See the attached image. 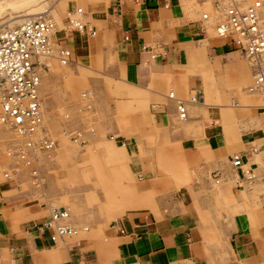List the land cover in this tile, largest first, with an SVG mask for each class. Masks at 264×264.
<instances>
[{
    "label": "crops",
    "instance_id": "1",
    "mask_svg": "<svg viewBox=\"0 0 264 264\" xmlns=\"http://www.w3.org/2000/svg\"><path fill=\"white\" fill-rule=\"evenodd\" d=\"M86 6L84 17L95 33L97 29V35L94 37V33L90 41L77 33L66 35L63 41L72 53L71 60L109 50L125 79L139 88H144L152 77L174 82L178 70L185 67L189 71L185 98L184 91H180L181 95H163L164 101L150 104L155 107L156 120L166 126L167 140L173 144L172 158L181 171L180 186L171 190L172 197L160 198L154 205L147 191L162 189L155 163L154 182L148 181V176L138 189L133 185L125 187V197L119 202L107 199L101 205L104 218L114 219L123 213L118 219L100 228L86 226L87 230L78 235L52 242L51 229L41 225L48 219L50 209L45 213L46 207L27 205L19 207V212L15 208L18 204L10 206L2 200L4 186L0 183V257L8 256V264H212L210 246L206 244L209 224L205 211L214 202L224 208L221 204L226 195L237 206L236 202L246 199L255 182L264 184V109L248 107L258 106L253 98H246L242 106L213 102L195 71L201 63H215L216 67L220 64L229 70L227 75L233 76L235 84H243L250 75L252 78L263 72L264 57L250 62L251 66L242 63L236 53L239 50L229 38L211 37L202 31L198 20L186 21L182 17L181 6L196 7L185 0H108ZM74 7L77 6L70 2L66 10ZM200 8L201 5L195 8L199 17ZM204 9H209L207 4ZM122 34L128 35L127 41H123ZM179 103L185 108L183 119L178 116ZM123 145L126 155L136 151L130 139ZM233 154L240 157L242 164L238 168L230 164ZM131 163L138 161L131 159ZM258 200L260 205L257 203L249 211L236 210L238 213L235 211L237 214L223 225V232L228 234L229 264L262 262L264 190L258 193ZM58 207L68 212L67 224L82 225L73 221L70 207Z\"/></svg>",
    "mask_w": 264,
    "mask_h": 264
},
{
    "label": "rangeland",
    "instance_id": "2",
    "mask_svg": "<svg viewBox=\"0 0 264 264\" xmlns=\"http://www.w3.org/2000/svg\"><path fill=\"white\" fill-rule=\"evenodd\" d=\"M107 1L0 0V29L13 27L22 19L49 9L55 19L56 28H59L65 22V11L70 2L84 12L89 3ZM261 1L264 15V0ZM185 3L196 7L184 9L181 6L182 17L186 21H199V13L195 8L200 3L195 0L190 3L185 0ZM203 10L200 8V13ZM207 32V35L214 36L211 30L207 29ZM56 34L57 38L61 37L60 32ZM96 35L97 29L94 37ZM85 38L90 41L93 37ZM236 53L242 63L249 65L250 61L240 51ZM201 64L198 69L194 66L195 72L204 86L206 85L207 95L213 102L226 106H242L246 98H253L258 106L248 107L264 109V96H261L264 84L256 91L248 92L247 89L252 84L251 75L243 84H235L233 76L227 75L229 70L225 66L218 64L216 67L215 63ZM48 67L47 72L42 74L40 86L43 110L40 129L48 139L53 140V150L48 152L50 158L38 153L37 161L35 159L37 180H34L28 176L29 168L21 163L14 164L13 156L6 153L13 135L0 124V183L4 186L2 200L9 202L10 206L18 204L15 208L18 207L19 212L22 211L19 207L27 205L46 207L45 213L51 207L68 206L73 221L88 228H100L123 214L107 220L101 213V205L107 199L119 202L125 197V187L133 185L138 189L148 176H151L148 181L154 182L155 163L158 164V180L162 189L148 190V199L156 205L158 199L172 197L171 190L180 186L178 177L181 171L176 159L172 158L173 144L166 138V126L156 120L155 107L150 104L158 100L164 101L163 95H181L180 91H184L182 97L185 98L186 74L189 71L185 67L178 70L179 74L174 76V82L152 77L144 88H139L125 79L121 66L109 50H99L86 57L73 58L65 66H59L52 58ZM261 67L264 72V62ZM65 71L71 75H67ZM83 91L85 93H80ZM201 100L200 98L199 101ZM73 134L75 141L71 139ZM79 139L81 141L77 142ZM129 139L136 147L132 155H126L123 145V141ZM131 159L138 163H131ZM137 166L139 169H136ZM5 169L10 179L3 177L2 172ZM150 172L152 175H146ZM263 190L264 184L255 182L250 193L246 194V199L236 202L237 206L232 204L233 198L226 195L221 204L225 205L224 208L214 202L212 208L205 211V220L209 224L206 244L210 246L212 264H229L228 234L223 232V225L231 221L238 209L249 211L259 204L258 193ZM62 198H65L64 203H61ZM260 256L261 264H264V248L260 251ZM8 259L6 255L0 257V264H8Z\"/></svg>",
    "mask_w": 264,
    "mask_h": 264
},
{
    "label": "built area",
    "instance_id": "3",
    "mask_svg": "<svg viewBox=\"0 0 264 264\" xmlns=\"http://www.w3.org/2000/svg\"><path fill=\"white\" fill-rule=\"evenodd\" d=\"M195 1H209L211 5L212 14L202 12L199 20L203 32H206L205 23L214 33V37L229 38L236 49L249 59L264 53V15L261 11V0ZM50 11L44 10L22 19L13 27L0 29V124L6 125L23 139V142L20 141L22 148L15 144L13 150L6 153L13 156L14 164L21 163L29 168L28 176L34 180L37 169L36 153H43L54 145L53 140L48 139L39 128L42 115L41 100L37 92L40 74L47 72L48 61L52 58L59 66H65L71 61L72 53L63 41L66 35L75 32L91 37L95 33L91 22L84 19L80 7L66 10L65 22L59 28H56ZM58 32L63 36L57 38ZM122 39L127 41L128 35L122 34ZM142 48L146 50L145 46ZM146 51H149V48ZM153 56L151 53L150 58ZM254 80L253 86L258 82L257 77ZM195 96L200 99L196 94ZM177 111L179 117H184V107L181 103L177 106ZM37 133H41L42 137ZM71 139L76 140L74 134ZM24 149H32L33 157H26L23 154ZM230 164L232 168L240 167V157L237 154L231 155ZM2 175L5 179H10L6 169ZM66 218L65 208L51 207L48 219L41 223L42 227L51 229L49 238L52 242L87 230L83 225L75 227L67 224Z\"/></svg>",
    "mask_w": 264,
    "mask_h": 264
},
{
    "label": "bare ground",
    "instance_id": "4",
    "mask_svg": "<svg viewBox=\"0 0 264 264\" xmlns=\"http://www.w3.org/2000/svg\"><path fill=\"white\" fill-rule=\"evenodd\" d=\"M198 3H200V2H198ZM205 4H207V7L209 8V12L207 11V9L205 10L204 9V5ZM200 5H201V8L202 9H204L202 12H206L207 14H211L212 13V11H211V5H210V3H209V1H203V2H201L200 3ZM82 10V9H81ZM202 12H201V14H202ZM201 17H202V15H201ZM84 19L85 20H87L88 21V19H86L85 17H84ZM204 26H205V28H206V34L208 33L207 32V29H209V30H211L210 28H209V26L207 25V24H205L204 23ZM214 34V33H213ZM215 36V35H214ZM242 54V53H241ZM262 56H264V53L263 54H261V55H259L258 57H253V58H247V57H245L246 59H248L250 62H252V60H258V59H261L262 58ZM51 60V59H50ZM49 62V61H48ZM44 73V72H43ZM43 73H41L40 75H41V77H40V85L38 86V89H37V92H38V96H39V98H40V86H41V82H42V74ZM255 77H257V83L255 84V86H253L254 85V82H255V80H254V78ZM252 82H253V84H252V86H250L247 90H248V92H253V91H255L256 89H258V88H260V86H262L263 84H264V75L263 74H260V73H258V74H255V75H253V77H252ZM40 100H41V98H40ZM180 104V103H179ZM178 104V105H179ZM182 105V104H181ZM183 106V105H182ZM184 107V106H183ZM40 110H41V113H42V115H41V120H40V123H39V128H41L42 126H41V123H42V120H43V110H42V105H41V103H40ZM184 117H185V108H184ZM184 117H181V118H184ZM1 125H3V124H1ZM3 126H5L6 127V125H3ZM11 133H12V135H13V138L9 141V147H8V149H7V151L8 152H10L11 150H13V148H14V146H15V144H18L17 146H20V148H22V143H20V141L21 142H23V139L22 138H20L19 137V135L17 136V133L15 132V131H13L12 129H10V128H8V127H6ZM39 133H37V135H38ZM15 137H18V138H15ZM39 137H42V135H41V133L39 134ZM54 146V145H53ZM53 146H51L50 147V149H48V150H44V152L42 153V152H37V153H40V154H45L47 157H49V154H48V152L50 151V150H53ZM31 148V147H30ZM32 149H30V150H26V149H24V151H23V154H25L26 155V157H28L29 159H30V156L31 157H33L32 156ZM28 153H29V155H28ZM34 161V160H33ZM36 161H37V158H36ZM37 174V169H36V171H35V175ZM36 180H37V176H36ZM67 218H68V212H67ZM67 218H66V220H67Z\"/></svg>",
    "mask_w": 264,
    "mask_h": 264
}]
</instances>
